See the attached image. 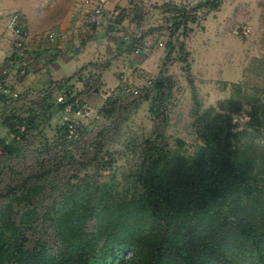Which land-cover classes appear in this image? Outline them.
<instances>
[{
    "label": "rangeland",
    "instance_id": "1",
    "mask_svg": "<svg viewBox=\"0 0 264 264\" xmlns=\"http://www.w3.org/2000/svg\"><path fill=\"white\" fill-rule=\"evenodd\" d=\"M205 1L0 0V37L8 38L13 55L16 42L27 59L37 39L47 46L77 25L82 31L75 36L94 35L99 53L103 49L90 65L94 72L82 77L85 91L100 94L95 70L108 63L106 87L120 82L99 109L91 107L97 118L83 122L79 139L66 142L67 116L56 102L51 120H36L33 102L25 105L14 91L12 83L25 69L12 60L11 71L0 75V221L14 223L26 247L39 243L56 251L57 228L72 205L81 217L77 227L92 231L101 225L138 193L135 174L145 156L188 162L203 147L204 125L215 118L239 146L264 160V115H253L264 99V0H220L214 11L196 8ZM171 4L182 10L171 14L165 7ZM97 5L104 17L87 24ZM167 41L173 51L164 58ZM139 51L146 54L143 70L128 59ZM123 55L126 69L111 60ZM88 56H82L84 63ZM9 75L11 83L5 81ZM159 76L165 79L161 93L151 89ZM77 95L68 87L57 97ZM132 224V238H157V223L149 216ZM114 264L135 262L124 250Z\"/></svg>",
    "mask_w": 264,
    "mask_h": 264
},
{
    "label": "trees",
    "instance_id": "2",
    "mask_svg": "<svg viewBox=\"0 0 264 264\" xmlns=\"http://www.w3.org/2000/svg\"><path fill=\"white\" fill-rule=\"evenodd\" d=\"M219 1L196 8L214 11ZM173 6H165L171 14L182 10ZM171 25L180 26L175 17ZM166 48L164 58L173 51L170 41ZM164 86L159 76L151 89L161 93ZM253 110L264 115V99ZM202 137L203 147L188 162L145 156L135 174L138 193L92 231L77 227L81 217L72 205L57 228L56 251L26 247L14 223L0 221V264H114L124 250L135 264H264V160L239 146L216 118ZM145 215L157 223L152 242L128 232Z\"/></svg>",
    "mask_w": 264,
    "mask_h": 264
},
{
    "label": "crops",
    "instance_id": "3",
    "mask_svg": "<svg viewBox=\"0 0 264 264\" xmlns=\"http://www.w3.org/2000/svg\"><path fill=\"white\" fill-rule=\"evenodd\" d=\"M82 31L77 25L70 26L68 33L62 39H52L48 42L49 45H45L42 41L36 40L34 54L27 55L26 66L23 75H18V79L13 81L14 91L20 96H24V104L27 105L31 102L32 107L36 110V120L42 119L47 121V117L52 119V110L55 109V98L64 89L70 87L78 93L77 99L84 101L89 107L99 109L104 103L108 94L113 89L117 88L120 84L112 85V89L107 88L103 80L104 70L109 67V63L106 66L98 67L96 76L98 82L100 94H91L87 90L85 91L86 84L83 76H87L88 73L94 72V68L90 65L95 64L97 59L103 54L98 51V42L94 35L91 38H84L82 35L75 36L76 32ZM3 32V31H2ZM146 40V36L142 37V41ZM126 38L123 40L125 41ZM89 52L91 57L88 56V60L84 63V54ZM156 56L160 55L159 51H155ZM138 56L131 54L128 58H135L134 62L138 70H143L146 67V60L144 51H139ZM162 55V53H161ZM125 57L124 55L122 56ZM117 56L111 60L121 62V68L126 69L125 58ZM82 58V60H79ZM13 60V61H12ZM16 57L13 56L8 38L0 37V75L5 72H10L9 65L15 62ZM8 66V67H7ZM7 68V69H6ZM89 75V74H88ZM10 75L6 82H10ZM81 79V80H78ZM107 80V78H106ZM104 93V94H101ZM21 94V95H20ZM81 101V102H82ZM28 102V103H27ZM37 122V121H36ZM49 123V121L47 122Z\"/></svg>",
    "mask_w": 264,
    "mask_h": 264
},
{
    "label": "built area",
    "instance_id": "4",
    "mask_svg": "<svg viewBox=\"0 0 264 264\" xmlns=\"http://www.w3.org/2000/svg\"><path fill=\"white\" fill-rule=\"evenodd\" d=\"M104 9L101 5H97L93 11L88 15L87 24L93 25L98 23L100 19L104 17ZM115 15V13H114ZM16 20V16H13L10 20L12 24ZM18 31L16 30V33ZM15 46L17 51L15 52L16 65H18L19 70H24L26 66L25 55L23 54V44L22 42H16ZM55 102L61 107V109L66 114L65 123L63 125V140L66 142H71L79 139L81 126L83 122L90 118H97L94 110L91 109L85 103H79L78 99L65 100L63 96H58L55 98Z\"/></svg>",
    "mask_w": 264,
    "mask_h": 264
}]
</instances>
